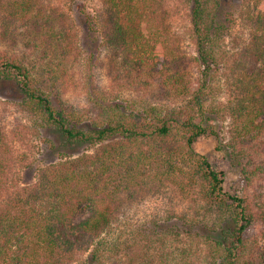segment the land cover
<instances>
[{"label":"trees","instance_id":"16d2710c","mask_svg":"<svg viewBox=\"0 0 264 264\" xmlns=\"http://www.w3.org/2000/svg\"><path fill=\"white\" fill-rule=\"evenodd\" d=\"M186 4L198 82L163 0H101L98 14H85L83 31L100 40L113 80L144 92L124 100L93 86L81 109L62 97L76 51L68 16L46 0H0V39L9 48L0 55V97L55 136L47 144L66 156L12 190L15 158L0 126V264H264V158L254 156L264 153V0ZM236 6L248 39L228 66L219 105L212 71ZM226 118L229 142L221 146L214 123ZM204 135L218 138L239 171L238 194L226 193L223 173L195 151ZM80 146L93 150L68 151ZM157 196L168 198L167 209L122 231L131 208Z\"/></svg>","mask_w":264,"mask_h":264},{"label":"rangeland","instance_id":"374dc122","mask_svg":"<svg viewBox=\"0 0 264 264\" xmlns=\"http://www.w3.org/2000/svg\"><path fill=\"white\" fill-rule=\"evenodd\" d=\"M55 12H59L68 16L71 21L76 36V51L73 52L71 62L68 67L69 77L66 84L62 88L63 100L69 102L75 108H86L90 98H92L93 86L102 91L118 93L124 100L140 96L144 90L134 92L126 87V81L117 83L113 80L114 68L110 64V59L100 47V40L96 36L91 38L85 34L82 27V21L85 14H98L101 9V0H46ZM235 2V0H234ZM236 4L240 7L241 0H236ZM163 6L167 13V24L174 36L175 43L180 47L182 54L189 63V71L194 82H198V74L200 68L195 63V46L190 35V25L188 19V6L186 0H163ZM236 6V13L231 21L228 31L224 34L223 40H220L219 49L222 59L212 71L211 85L213 86V94H215V102L224 105L227 98L225 93V80L229 74L228 66L235 53L245 44L248 39V25L244 17ZM102 10V9H101ZM8 43L0 39V55L9 50ZM18 50H16L17 53ZM200 77V75H199ZM197 84V83H195ZM197 86V85H196ZM196 88L194 85L192 89ZM214 105H218L215 104ZM215 131L222 142L221 146L228 144L230 120L214 123ZM0 126L5 132L7 144L11 147L14 158L15 167L13 169L14 176L11 180L12 190L15 188L26 186L35 182L38 172L44 166L66 159V156L57 154L52 151L47 140L51 139L56 144V137L49 132L37 130L36 121L29 117L20 107L15 106L10 101L0 97ZM42 132V134L40 133ZM218 138L212 135H204L199 137L195 144V151L204 156L212 167L223 173V189L226 193L238 194L244 187L245 182L241 177L237 168L232 167L226 159V153L221 150ZM89 146H80L68 149L69 152L78 154L81 152L92 151ZM67 151V150H66ZM65 151V152H66ZM255 161L258 162L264 158V153L254 155ZM168 198L161 196L147 199L141 206L133 207L128 212L130 218L128 224L123 225L122 231L127 230L130 225L143 221L151 216L156 209H167L166 202ZM182 204L178 200H173V205ZM180 211V209H178ZM260 225H254L248 231V236L256 234ZM121 231V230H119ZM122 235L117 232L114 235ZM124 234V233H123ZM200 247V246H199ZM203 247H201L202 249ZM201 256L203 255L202 252ZM174 258V257H173ZM122 257V262L124 261ZM171 264H176L173 259ZM203 262V260H201ZM198 264H202V262Z\"/></svg>","mask_w":264,"mask_h":264}]
</instances>
